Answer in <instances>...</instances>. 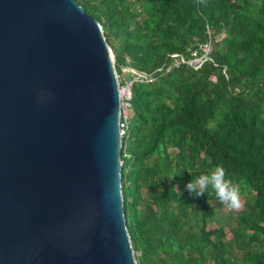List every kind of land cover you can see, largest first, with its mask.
<instances>
[{
	"label": "trees",
	"instance_id": "trees-1",
	"mask_svg": "<svg viewBox=\"0 0 264 264\" xmlns=\"http://www.w3.org/2000/svg\"><path fill=\"white\" fill-rule=\"evenodd\" d=\"M74 1L100 25L117 74L126 62L150 73L210 38L198 69L132 88L120 153L136 264H264V0ZM217 165L243 197L228 241L207 228L214 192L186 188Z\"/></svg>",
	"mask_w": 264,
	"mask_h": 264
},
{
	"label": "water",
	"instance_id": "water-1",
	"mask_svg": "<svg viewBox=\"0 0 264 264\" xmlns=\"http://www.w3.org/2000/svg\"><path fill=\"white\" fill-rule=\"evenodd\" d=\"M119 95L74 0H0V264H136Z\"/></svg>",
	"mask_w": 264,
	"mask_h": 264
},
{
	"label": "built area",
	"instance_id": "built-area-1",
	"mask_svg": "<svg viewBox=\"0 0 264 264\" xmlns=\"http://www.w3.org/2000/svg\"><path fill=\"white\" fill-rule=\"evenodd\" d=\"M209 36L208 31H206ZM210 55V38L204 44L197 45L196 48L190 49L186 54L173 53L169 55L168 61L160 68L153 70L150 73H144L131 69L128 66L122 68L121 73L115 72L119 95V116H118V131L121 140V152L125 156V140L128 137V122L131 115V98L132 88L137 84H151L159 77L169 73L173 69L185 66L190 69H198L204 62L209 61Z\"/></svg>",
	"mask_w": 264,
	"mask_h": 264
},
{
	"label": "clouds",
	"instance_id": "clouds-1",
	"mask_svg": "<svg viewBox=\"0 0 264 264\" xmlns=\"http://www.w3.org/2000/svg\"><path fill=\"white\" fill-rule=\"evenodd\" d=\"M186 188L196 196H202L211 189L218 201L228 209L238 210L242 207L240 187L229 178L222 165L215 166L209 172L199 175L195 180L191 179Z\"/></svg>",
	"mask_w": 264,
	"mask_h": 264
},
{
	"label": "rangeland",
	"instance_id": "rangeland-1",
	"mask_svg": "<svg viewBox=\"0 0 264 264\" xmlns=\"http://www.w3.org/2000/svg\"><path fill=\"white\" fill-rule=\"evenodd\" d=\"M134 8H137V6L135 5ZM211 205L214 208L213 222L208 223L207 228H213L215 226L220 227L222 232L224 233V237L222 238V240L228 241L230 238L229 229L234 226L233 216L236 212L240 211L242 207L238 210H230L223 204H221L220 207H217L214 205V203L211 202Z\"/></svg>",
	"mask_w": 264,
	"mask_h": 264
}]
</instances>
